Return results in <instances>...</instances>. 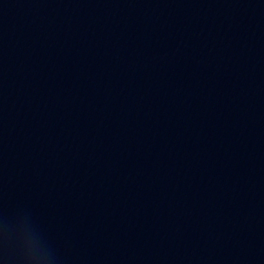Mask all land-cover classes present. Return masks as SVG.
Returning a JSON list of instances; mask_svg holds the SVG:
<instances>
[{
	"label": "water",
	"instance_id": "1",
	"mask_svg": "<svg viewBox=\"0 0 264 264\" xmlns=\"http://www.w3.org/2000/svg\"><path fill=\"white\" fill-rule=\"evenodd\" d=\"M200 264H264V190Z\"/></svg>",
	"mask_w": 264,
	"mask_h": 264
}]
</instances>
